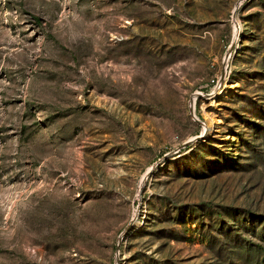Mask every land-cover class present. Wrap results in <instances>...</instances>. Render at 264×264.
<instances>
[{"label":"rangeland","instance_id":"rangeland-1","mask_svg":"<svg viewBox=\"0 0 264 264\" xmlns=\"http://www.w3.org/2000/svg\"><path fill=\"white\" fill-rule=\"evenodd\" d=\"M0 264H264V0H0Z\"/></svg>","mask_w":264,"mask_h":264},{"label":"water","instance_id":"water-1","mask_svg":"<svg viewBox=\"0 0 264 264\" xmlns=\"http://www.w3.org/2000/svg\"><path fill=\"white\" fill-rule=\"evenodd\" d=\"M190 112H191L192 117L196 119V115H195V111H194V100L191 102ZM196 120L199 121L198 119H196Z\"/></svg>","mask_w":264,"mask_h":264},{"label":"bare ground","instance_id":"bare-ground-1","mask_svg":"<svg viewBox=\"0 0 264 264\" xmlns=\"http://www.w3.org/2000/svg\"><path fill=\"white\" fill-rule=\"evenodd\" d=\"M225 93V89L224 88H222V89H220L219 91H217V95H221V94H224ZM225 95V94H224Z\"/></svg>","mask_w":264,"mask_h":264}]
</instances>
